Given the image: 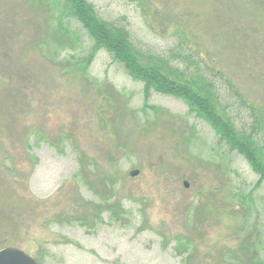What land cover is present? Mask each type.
Listing matches in <instances>:
<instances>
[{
  "label": "rangeland",
  "instance_id": "obj_1",
  "mask_svg": "<svg viewBox=\"0 0 264 264\" xmlns=\"http://www.w3.org/2000/svg\"><path fill=\"white\" fill-rule=\"evenodd\" d=\"M90 1L144 52L213 81L251 132L264 0ZM61 22L57 0H0V248L39 264L264 261V183L247 160L183 99L152 92L145 106L105 50L84 66L92 42Z\"/></svg>",
  "mask_w": 264,
  "mask_h": 264
},
{
  "label": "trees",
  "instance_id": "obj_2",
  "mask_svg": "<svg viewBox=\"0 0 264 264\" xmlns=\"http://www.w3.org/2000/svg\"><path fill=\"white\" fill-rule=\"evenodd\" d=\"M57 3L62 29L65 20L77 22L92 42L84 66L91 63L94 54L105 50L131 77L143 83L146 97L158 92L183 99L192 113L212 126L230 150L245 156L260 180L264 181V142L257 133L264 114L254 115L256 124L252 125L250 133L239 130L229 114L221 112L213 81L199 73L188 75L168 60L144 52L133 43L125 26L102 18L90 0H57ZM259 263L264 264V261L256 264Z\"/></svg>",
  "mask_w": 264,
  "mask_h": 264
},
{
  "label": "water",
  "instance_id": "obj_3",
  "mask_svg": "<svg viewBox=\"0 0 264 264\" xmlns=\"http://www.w3.org/2000/svg\"><path fill=\"white\" fill-rule=\"evenodd\" d=\"M138 172H132L135 176ZM0 264H36L32 259L27 257L23 252L10 248L0 251Z\"/></svg>",
  "mask_w": 264,
  "mask_h": 264
}]
</instances>
